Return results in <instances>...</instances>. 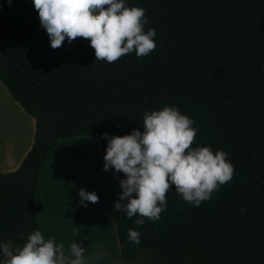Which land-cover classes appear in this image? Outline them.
Wrapping results in <instances>:
<instances>
[{
  "label": "trees",
  "instance_id": "obj_1",
  "mask_svg": "<svg viewBox=\"0 0 264 264\" xmlns=\"http://www.w3.org/2000/svg\"><path fill=\"white\" fill-rule=\"evenodd\" d=\"M125 2L146 9L156 48L108 63L84 38L52 49L32 0H0V82L35 119L30 150L0 174V241L22 245L38 229L36 188L55 141L95 134L104 166L102 134L143 131L146 112L171 106L193 119V147L227 152L234 175L198 207L173 186L160 219L139 226L114 209L124 174L104 170L122 264H264V0Z\"/></svg>",
  "mask_w": 264,
  "mask_h": 264
},
{
  "label": "clouds",
  "instance_id": "obj_2",
  "mask_svg": "<svg viewBox=\"0 0 264 264\" xmlns=\"http://www.w3.org/2000/svg\"><path fill=\"white\" fill-rule=\"evenodd\" d=\"M32 3L54 50L66 39L71 44L84 38L90 41L96 60L114 63L133 52L137 57L148 56L156 48L155 30L145 31L146 9L129 7L125 0ZM193 124V119L178 108L165 106L144 114L143 131L134 129L123 136L102 134L107 140L103 169H114L125 177L120 180L122 193L114 204L117 212L123 210L128 218L138 217L135 224L143 226L145 219H160L173 186L184 201L198 207L232 180L235 169L227 152H213L210 146L193 147L198 133ZM79 196L83 207H87L85 201L99 202L94 191L81 189ZM140 235L129 229V242L139 245ZM18 239L23 241L24 233ZM85 250L82 243L73 242L66 254L63 242L58 244L51 236L45 239L37 229L22 245L0 241V264H85Z\"/></svg>",
  "mask_w": 264,
  "mask_h": 264
},
{
  "label": "crops",
  "instance_id": "obj_3",
  "mask_svg": "<svg viewBox=\"0 0 264 264\" xmlns=\"http://www.w3.org/2000/svg\"><path fill=\"white\" fill-rule=\"evenodd\" d=\"M35 119L29 116L0 82V174L14 171L30 150ZM99 196L85 201L79 191ZM35 208L38 229L45 239L85 247V264H122L110 210L100 148L95 134L60 139L53 143L41 168Z\"/></svg>",
  "mask_w": 264,
  "mask_h": 264
}]
</instances>
